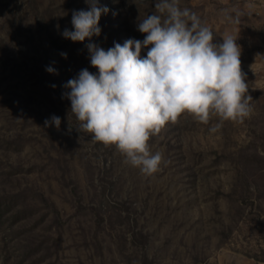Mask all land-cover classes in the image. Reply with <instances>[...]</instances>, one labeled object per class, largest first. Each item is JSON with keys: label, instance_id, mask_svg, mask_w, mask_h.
<instances>
[{"label": "rangeland", "instance_id": "1", "mask_svg": "<svg viewBox=\"0 0 264 264\" xmlns=\"http://www.w3.org/2000/svg\"><path fill=\"white\" fill-rule=\"evenodd\" d=\"M156 2L96 0L101 34L73 42L62 33L86 0H0V264H264V0H179L215 43L238 38L243 123H168L149 141L163 154L151 176L76 129L65 85L98 73L86 45L142 41Z\"/></svg>", "mask_w": 264, "mask_h": 264}, {"label": "clouds", "instance_id": "2", "mask_svg": "<svg viewBox=\"0 0 264 264\" xmlns=\"http://www.w3.org/2000/svg\"><path fill=\"white\" fill-rule=\"evenodd\" d=\"M86 2L90 9L73 11L74 30L64 29V38L84 42L101 34L99 21L109 9L97 6L96 0ZM155 10L137 26L146 34L142 41L130 38L108 50L88 43L91 66L98 73L82 69L65 85L71 113L80 122L76 129L115 146L127 163L147 176L163 162L162 153L151 151L150 138L168 123L184 114L203 124L218 118L210 129L215 132L225 121L243 123L253 111L238 38L226 35L215 43L214 31L197 13L181 8L179 0H157ZM228 19L239 24L240 14ZM61 55L66 58V53ZM51 123L59 129L61 119L53 116Z\"/></svg>", "mask_w": 264, "mask_h": 264}]
</instances>
